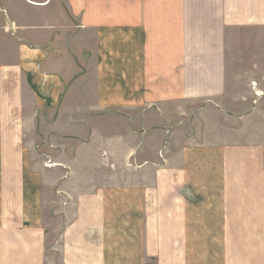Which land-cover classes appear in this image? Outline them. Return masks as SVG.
<instances>
[{"label": "crops", "instance_id": "crops-1", "mask_svg": "<svg viewBox=\"0 0 264 264\" xmlns=\"http://www.w3.org/2000/svg\"><path fill=\"white\" fill-rule=\"evenodd\" d=\"M238 25L264 0H0V264H264V146L205 135ZM98 143L108 180L73 193L53 154Z\"/></svg>", "mask_w": 264, "mask_h": 264}, {"label": "rangeland", "instance_id": "rangeland-1", "mask_svg": "<svg viewBox=\"0 0 264 264\" xmlns=\"http://www.w3.org/2000/svg\"><path fill=\"white\" fill-rule=\"evenodd\" d=\"M225 54L228 94L221 101V105L227 108L232 117L229 118L224 113L218 117L217 113L211 112L212 114L208 116L211 121L206 120L208 123L205 127V135L207 139L215 142L216 140H228L236 144L264 146V26L238 25L234 29H227ZM52 116L51 113L50 119L54 120ZM37 122L41 123L39 127H28L27 144L37 150H43L42 147L45 150L47 148L52 150L54 143L49 141L50 138L46 133V128L51 131L52 125L48 123L49 127H47L45 123L43 126L42 119H38ZM218 123H221L220 126ZM192 127L197 134L198 130L202 129L198 125ZM63 147L61 144L58 151L53 154L51 166H56L61 161L81 159V163L74 167V173L69 175L70 181L66 185L67 189L73 193H85L108 180V175L101 173L106 170L108 159L102 152L103 148L100 143L94 146L95 150L90 151H82L83 146L73 150L66 146L63 149ZM34 160L35 163L40 160L43 162L36 153H34ZM128 163L131 164L128 165ZM128 163V166L124 167V174L126 179H131L132 176L127 172L133 170L136 162L129 160ZM102 165L105 167L102 168ZM62 177L64 175L59 172L53 175L55 182Z\"/></svg>", "mask_w": 264, "mask_h": 264}]
</instances>
